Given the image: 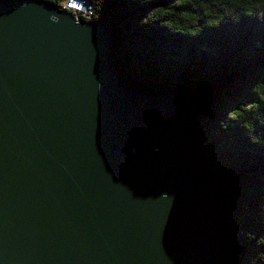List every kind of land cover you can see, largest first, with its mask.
I'll list each match as a JSON object with an SVG mask.
<instances>
[{
    "label": "water",
    "instance_id": "95a60500",
    "mask_svg": "<svg viewBox=\"0 0 264 264\" xmlns=\"http://www.w3.org/2000/svg\"><path fill=\"white\" fill-rule=\"evenodd\" d=\"M111 31L0 0V264H227L216 188L186 172V92L114 67Z\"/></svg>",
    "mask_w": 264,
    "mask_h": 264
},
{
    "label": "trees",
    "instance_id": "16d2710c",
    "mask_svg": "<svg viewBox=\"0 0 264 264\" xmlns=\"http://www.w3.org/2000/svg\"><path fill=\"white\" fill-rule=\"evenodd\" d=\"M79 1L110 29L127 86L196 97L183 132L187 175L216 188L223 258L264 264V0Z\"/></svg>",
    "mask_w": 264,
    "mask_h": 264
},
{
    "label": "built area",
    "instance_id": "2783aa9c",
    "mask_svg": "<svg viewBox=\"0 0 264 264\" xmlns=\"http://www.w3.org/2000/svg\"><path fill=\"white\" fill-rule=\"evenodd\" d=\"M71 1L72 0H67V2L65 3L66 8L72 9L76 12H81L87 19L90 18L89 16L91 13V8L87 3L81 2L82 6L80 7L79 5L73 4ZM67 5H70V7H68Z\"/></svg>",
    "mask_w": 264,
    "mask_h": 264
},
{
    "label": "clouds",
    "instance_id": "9594fccd",
    "mask_svg": "<svg viewBox=\"0 0 264 264\" xmlns=\"http://www.w3.org/2000/svg\"><path fill=\"white\" fill-rule=\"evenodd\" d=\"M67 2V1H66ZM65 2V3H66ZM73 4H76V5H79L80 7L82 6V4H81V2L79 1V0H72L71 1ZM68 6V5H67ZM68 7H70V5L68 6Z\"/></svg>",
    "mask_w": 264,
    "mask_h": 264
},
{
    "label": "bare ground",
    "instance_id": "6f19581e",
    "mask_svg": "<svg viewBox=\"0 0 264 264\" xmlns=\"http://www.w3.org/2000/svg\"><path fill=\"white\" fill-rule=\"evenodd\" d=\"M192 96H194V95L192 94ZM220 239H221V238H220ZM223 260L227 261V260H226V259H224V258H223ZM227 264H229V263H228V261H227Z\"/></svg>",
    "mask_w": 264,
    "mask_h": 264
}]
</instances>
